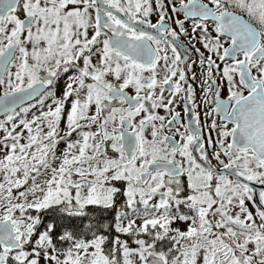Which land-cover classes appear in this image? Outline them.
Returning a JSON list of instances; mask_svg holds the SVG:
<instances>
[{"label": "snow or ice", "instance_id": "snow-or-ice-1", "mask_svg": "<svg viewBox=\"0 0 264 264\" xmlns=\"http://www.w3.org/2000/svg\"><path fill=\"white\" fill-rule=\"evenodd\" d=\"M0 264H264V0H0Z\"/></svg>", "mask_w": 264, "mask_h": 264}]
</instances>
